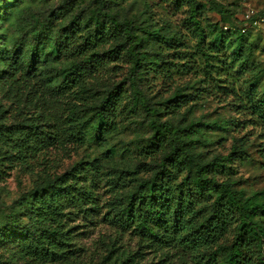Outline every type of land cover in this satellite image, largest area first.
<instances>
[{
    "label": "rangeland",
    "instance_id": "obj_1",
    "mask_svg": "<svg viewBox=\"0 0 264 264\" xmlns=\"http://www.w3.org/2000/svg\"><path fill=\"white\" fill-rule=\"evenodd\" d=\"M62 1L0 0V110L6 111L7 123L28 115L56 127L61 134L53 147L24 163L1 154L0 232L6 230L12 214L27 221L17 201L29 195L39 178L61 175L80 162L98 161L102 181L96 193L104 203L114 198L107 192L106 183L118 184L115 194H123L132 185L131 171H137L138 177L148 176L138 162L148 166L159 157V153L146 152L152 130L140 108L135 113L118 110L115 130L102 140L89 125L84 126L88 130L86 140L71 136L77 129L71 130L65 118L78 119L79 129L85 121L93 125L95 106L103 91L125 81L132 64L112 36L95 47L92 65L84 62L90 53L85 43L92 23L86 28L77 14L84 7L94 10L96 5L93 0H71L69 9L62 12L58 10ZM109 1L120 19L175 37L176 42L163 43L159 37L143 34L147 37L141 49L150 55L147 61L155 59V53L161 58L139 74L140 90L163 113L162 120L183 117L196 122V134L202 141L196 151L206 158L228 155L232 141L242 138L245 153L236 161L225 162V172L218 178L234 181V188L244 198L264 203V123L259 115L252 114L258 99L264 98V0H200L205 7L201 19L206 35L201 43L189 24L186 8L178 10L166 0ZM209 4L225 13L208 12ZM246 16L257 24L246 21ZM32 21L47 23L39 49L33 44ZM214 24L233 28L230 34L225 32L228 37L222 44L216 41L215 48L211 44L214 29L209 28ZM243 27L244 33L239 31ZM236 37L240 42L234 41ZM199 44L209 55L208 64ZM33 59L36 66L28 69ZM75 62L80 64L82 78L64 90L62 75ZM177 90L188 101L180 110L164 114V101ZM256 220L264 226V218ZM94 237L98 238L97 233ZM0 264L28 262L11 243H5L0 244Z\"/></svg>",
    "mask_w": 264,
    "mask_h": 264
},
{
    "label": "trees",
    "instance_id": "obj_2",
    "mask_svg": "<svg viewBox=\"0 0 264 264\" xmlns=\"http://www.w3.org/2000/svg\"><path fill=\"white\" fill-rule=\"evenodd\" d=\"M93 1L94 10L84 7L77 14L86 28L92 23L85 43L90 53L84 62L92 65L95 47L112 36L132 65L125 81L103 91L95 106L93 125L85 121L79 129L78 119L65 118L71 130L77 129L71 136L86 140L88 130L84 126L89 125L102 140L115 130L118 110L135 113L140 108L152 130L146 152L159 153V157L148 166L138 162L148 176L138 177L137 171H131L132 185L123 194H115L118 184L106 183L107 192L114 198L104 203L96 193L102 181L98 161L80 162L61 175L39 178L29 195L17 201L27 221L12 214L6 230L0 232V244L11 243L28 264H264V226L256 220L264 218V203L244 198L234 188V181L218 178L225 172V162L236 161L245 153L246 143L242 138L235 139L228 155L209 159L196 151L202 141L194 120H162L163 113L151 104L137 83L139 74L161 58L155 53V59L147 61L150 55L141 49L146 36L143 34L159 37L163 43H174L175 37L120 19L109 0ZM166 1L178 10L186 8L199 43L205 40L201 19L205 7L200 0ZM70 5L71 0H63L58 10L66 12ZM206 10L220 16L225 13L213 4ZM47 23L31 22L36 49L43 44L42 31ZM210 27L214 29V48L217 40L222 44L233 31L226 24ZM234 41L240 42V37ZM199 45L208 64L209 55ZM36 63V59L31 60L28 69ZM82 74L80 64L73 63L62 75L63 89L75 86ZM187 101L181 90L175 91L164 101V114L180 110ZM252 109V114L259 115L264 123V98L258 99ZM5 114L0 110V156L9 154V158L24 163L61 139L56 127L36 117L25 115L7 123Z\"/></svg>",
    "mask_w": 264,
    "mask_h": 264
},
{
    "label": "built area",
    "instance_id": "obj_3",
    "mask_svg": "<svg viewBox=\"0 0 264 264\" xmlns=\"http://www.w3.org/2000/svg\"><path fill=\"white\" fill-rule=\"evenodd\" d=\"M247 20L246 21H249L251 22L252 24L256 25L257 24V21L253 19V17H249V16H246ZM224 29H227V27H224ZM242 32L244 33L245 32V29L242 30Z\"/></svg>",
    "mask_w": 264,
    "mask_h": 264
}]
</instances>
